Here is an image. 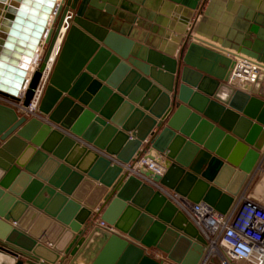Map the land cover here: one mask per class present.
I'll use <instances>...</instances> for the list:
<instances>
[{
    "label": "water",
    "instance_id": "95a60500",
    "mask_svg": "<svg viewBox=\"0 0 264 264\" xmlns=\"http://www.w3.org/2000/svg\"><path fill=\"white\" fill-rule=\"evenodd\" d=\"M3 1L0 97L20 108L0 102V264H201L205 238L123 166L147 158L164 169L139 171L153 183L219 214L231 209L264 149V78L230 82V55L264 64V5L239 15L220 47L178 28L175 59L153 37H167L163 22L144 10L180 6L187 26L206 0ZM68 12L39 118L26 116ZM42 34L46 49L28 82L20 60L36 59ZM96 218L114 231L90 228Z\"/></svg>",
    "mask_w": 264,
    "mask_h": 264
},
{
    "label": "built area",
    "instance_id": "2783aa9c",
    "mask_svg": "<svg viewBox=\"0 0 264 264\" xmlns=\"http://www.w3.org/2000/svg\"><path fill=\"white\" fill-rule=\"evenodd\" d=\"M71 16L72 14L68 12L65 19H70ZM65 19L62 27L65 25L64 28L67 30L69 26ZM51 21L49 25L51 24ZM188 27L193 29V20H190ZM230 56L234 61V67L230 75V82L253 86L257 83L259 78H264L263 63L241 53L231 52ZM37 59L38 55L34 61ZM45 71L34 91L30 106H33V103L38 106L41 98V91L44 89L45 81L50 69L44 77ZM19 97L23 98V95L20 94ZM0 102L15 106L18 109L20 108V104L14 103L3 97H0ZM25 113L26 116L33 115L38 117L34 112L26 111ZM123 167L129 175L141 178L153 185L156 189L160 190L197 228L208 244L201 264H205L211 254L220 259V264H231L235 261L244 260L249 261L252 264H264L263 207L245 199L243 195L240 194L236 198L231 209L225 215H222L192 196L180 197L141 175L139 172L140 170L148 171L153 176H161L163 174V167L152 160L140 157L135 160V162ZM256 171L264 173V149L261 152L260 160L253 173ZM98 226L107 229L108 231H114L112 227H108L101 221L98 222Z\"/></svg>",
    "mask_w": 264,
    "mask_h": 264
},
{
    "label": "crops",
    "instance_id": "0c3cea01",
    "mask_svg": "<svg viewBox=\"0 0 264 264\" xmlns=\"http://www.w3.org/2000/svg\"><path fill=\"white\" fill-rule=\"evenodd\" d=\"M164 2V1H163ZM257 3V8L253 9L252 4ZM264 5V0H206L200 6L198 12L192 15L193 29L192 39L212 45V47H220L224 43L223 36L233 30V26L238 19L239 15H245L248 12L257 13L260 7ZM173 10L169 9V14L162 13L161 11L153 12L151 10H144L145 13L151 14L155 18H159L163 22V32L167 37H158L153 35L156 40L164 42V48H173V58L178 57L182 41L179 43L178 31L180 28L187 31L188 25H183L185 16L189 12L180 6L169 3ZM259 92L264 96V81ZM241 195L247 200H250L264 208V173H252L248 184L245 186ZM99 218L92 220L90 228L98 225ZM147 254L155 260H166L163 253L155 249L147 250ZM207 255V254H206ZM9 259H11L9 257ZM104 257V264L107 261ZM168 262V261H167ZM205 264H220V259L215 255H210ZM231 264H252L249 261H235Z\"/></svg>",
    "mask_w": 264,
    "mask_h": 264
},
{
    "label": "bare ground",
    "instance_id": "6f19581e",
    "mask_svg": "<svg viewBox=\"0 0 264 264\" xmlns=\"http://www.w3.org/2000/svg\"><path fill=\"white\" fill-rule=\"evenodd\" d=\"M12 1H14V0H4L1 8H6V6L10 5V3ZM59 2H60V0H56L55 1L56 4H58ZM53 16L54 15H53V10H52V12H50V14L47 15L48 22L52 20L51 24H50L51 25L50 28L54 25ZM65 18H66V16H65ZM71 19H72V16L70 17V19H65L67 24H68V26L70 24ZM0 20H1V17H0ZM64 26L63 27L61 26L60 31L58 33V36L56 37L55 44H54V47H53V51H52V53L50 55L49 61H48L47 66H46V71L44 73V77L47 75L48 70L49 69L51 70L52 63H54V61H55V57H56V55L58 53V50L60 49L61 44L63 42V39H64L63 37H65V34L67 32V30L64 28ZM46 40H47V38L44 39V34H42L41 35V42L37 46V49H36V52H35L38 55V59L36 61H33L32 59H30V58H28V57H26L24 55H22V57H21L20 64L25 65L26 68H27L24 76H25V78L27 79L28 82L30 81V78H31V75H32L33 71H35L37 69L38 65H39V61L41 60V57H42L44 49H45ZM24 93H25V89L24 90H20L18 92V95H20V94L24 95ZM42 93H43V89L41 91V95L40 96H42ZM20 99H23V98L20 97ZM36 108H37V105L35 103H33V106H30L28 111L29 112H34L36 110Z\"/></svg>",
    "mask_w": 264,
    "mask_h": 264
},
{
    "label": "rangeland",
    "instance_id": "374dc122",
    "mask_svg": "<svg viewBox=\"0 0 264 264\" xmlns=\"http://www.w3.org/2000/svg\"><path fill=\"white\" fill-rule=\"evenodd\" d=\"M45 49H46V46H45Z\"/></svg>",
    "mask_w": 264,
    "mask_h": 264
}]
</instances>
